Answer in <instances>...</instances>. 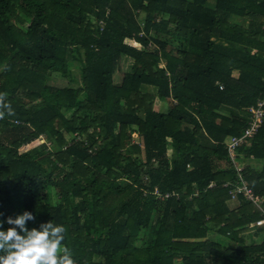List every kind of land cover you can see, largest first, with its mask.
<instances>
[{"label":"trees","instance_id":"1","mask_svg":"<svg viewBox=\"0 0 264 264\" xmlns=\"http://www.w3.org/2000/svg\"><path fill=\"white\" fill-rule=\"evenodd\" d=\"M262 98L264 0H0V219L63 225L74 264H264V122L258 206L225 147Z\"/></svg>","mask_w":264,"mask_h":264},{"label":"clouds","instance_id":"2","mask_svg":"<svg viewBox=\"0 0 264 264\" xmlns=\"http://www.w3.org/2000/svg\"><path fill=\"white\" fill-rule=\"evenodd\" d=\"M35 220L27 210L0 219V264H74L65 227L52 221L29 227Z\"/></svg>","mask_w":264,"mask_h":264},{"label":"built area","instance_id":"3","mask_svg":"<svg viewBox=\"0 0 264 264\" xmlns=\"http://www.w3.org/2000/svg\"><path fill=\"white\" fill-rule=\"evenodd\" d=\"M136 47H139L138 43H134ZM250 114V122L248 126L244 129L241 136H233L229 137L225 142V147L228 152V155L233 163L235 170L240 174L243 170L238 163V149L240 146L248 143L259 131L260 127L264 122V98L260 99L256 106H252L248 109ZM232 186V190L230 191L231 201H237L240 197L243 199L252 201L257 206L260 203V199L256 197L253 191L249 188L248 184L244 180L243 176L239 175V180L230 184ZM226 184L225 186H230ZM214 184L210 185L213 187ZM156 194L159 196L161 200H165L173 196V194H161L159 191H156ZM264 227V215L263 217L257 221L256 223L251 225V228H259Z\"/></svg>","mask_w":264,"mask_h":264},{"label":"rangeland","instance_id":"4","mask_svg":"<svg viewBox=\"0 0 264 264\" xmlns=\"http://www.w3.org/2000/svg\"><path fill=\"white\" fill-rule=\"evenodd\" d=\"M234 21H238V19H234ZM130 64H131V62H130V60H128V59H125L123 62H122V64H121V67H120V70H119V76H118V78H117V80L118 81H120V77L125 73V72H127V71H129V66H130ZM76 65V64H75ZM77 66V65H76ZM76 66H74L73 67V70H74V74L75 73H78L79 72V68L78 67H76ZM67 80L66 79H64L63 77H61L59 74H54L53 75V79H52V83H54V84H56V85H66L67 84ZM156 109H158V110H161V111H165V104H163V103H160L159 101H157L156 102ZM136 137H137V135H136V133H135V130H134V134H133V136H132V139H133V141H137L136 140ZM36 145H38V142H35V143H33L32 145H30V146H28V147H26L25 149H29V148H31V147H34V146H36ZM230 206L232 207V208H235V207H237V203L236 204H234V203H230ZM68 216H69V219L70 220H72V211L70 210V209H68ZM252 233H254V232H252ZM251 234V232L249 231V233H246V235H250ZM254 235V234H253ZM252 235V236H253ZM210 237H213V235L212 236H210ZM225 243L224 244H226V242H227V240L225 241V240H223Z\"/></svg>","mask_w":264,"mask_h":264},{"label":"crops","instance_id":"5","mask_svg":"<svg viewBox=\"0 0 264 264\" xmlns=\"http://www.w3.org/2000/svg\"><path fill=\"white\" fill-rule=\"evenodd\" d=\"M253 233H251L250 235H252ZM250 235H245L247 237L248 242L250 241Z\"/></svg>","mask_w":264,"mask_h":264}]
</instances>
